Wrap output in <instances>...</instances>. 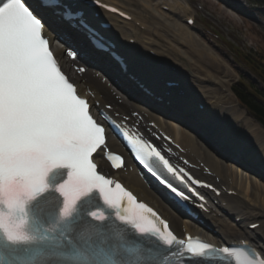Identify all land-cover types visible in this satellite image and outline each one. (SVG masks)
<instances>
[{"label": "bare ground", "instance_id": "1", "mask_svg": "<svg viewBox=\"0 0 264 264\" xmlns=\"http://www.w3.org/2000/svg\"><path fill=\"white\" fill-rule=\"evenodd\" d=\"M113 6H118L121 11L129 14L134 22L143 25V31L134 27L132 23H116V31L120 35L128 34L135 41V44L129 47V52L139 55L134 59L139 66L148 73L153 81H157L165 72L164 65L173 66L175 71L171 75L181 79L188 94H195L201 98L207 107L200 117L206 121L214 130L224 138H227L231 144L247 152L249 159L258 162L264 166V130L252 120L244 117L243 113L237 109L238 105L228 97L229 81L233 77L217 60L214 53L207 45L202 44L197 36L182 25V18L186 16L188 6L182 0H169L171 3L162 0L160 4L154 0H101ZM230 4L239 6V1L226 0ZM162 6L169 8V13L162 11ZM105 17L111 18L105 14ZM129 30L131 32H129ZM129 38V39H130ZM155 50L158 53L157 60H150L151 65L144 66L145 52ZM61 52H59V56ZM146 58H145V57ZM63 59V56L61 57ZM143 63V65H142ZM221 72H220V70ZM94 73H88L82 77H75L80 85L81 92L85 94L86 90H91L95 99L101 106H109L112 112H117L122 116L129 117L133 113H141L149 121H155L158 128L167 132L176 143L180 145V153L192 161H202L211 172L210 179L215 183H221L225 187L234 190L237 193V199L231 200L233 209L216 218V211L212 212V217L217 223L225 228L226 234L232 239L242 238L260 244L264 249V234L261 238H256L250 232L244 230L248 219L259 220L264 225V181L256 176L241 170L242 168L235 163L241 164V161L230 154V151L221 144H213V148L225 156L228 160L218 157L216 153L210 151L207 144L200 138L193 136L187 131V128L175 126L169 120H164L161 116L154 113L143 112L135 103L124 99L119 104L118 100H123L114 94L113 90L103 83L101 79L95 78ZM214 86V88H212ZM116 94H121L115 91ZM235 104V105H234ZM243 124L241 129L239 124ZM234 128V130H233ZM206 140L209 138L201 133ZM221 137V138H222ZM112 147V144L110 143ZM201 159V160H200ZM248 166V163H244ZM262 177L261 171L251 168ZM135 194L155 206L159 211L171 221L174 229L179 230L180 225L186 224L182 217L174 212L160 197L153 192L146 182L135 174L134 170L126 166L125 169L114 174ZM217 181V182H216ZM242 199V201H241ZM235 212V213H233ZM231 216H237L241 222L231 224ZM262 229L264 231V226ZM192 230H197L194 225L189 226Z\"/></svg>", "mask_w": 264, "mask_h": 264}, {"label": "snow or ice", "instance_id": "2", "mask_svg": "<svg viewBox=\"0 0 264 264\" xmlns=\"http://www.w3.org/2000/svg\"><path fill=\"white\" fill-rule=\"evenodd\" d=\"M92 3L113 13L118 11L101 0H92ZM41 6L58 9L66 22L88 27L84 9L64 0H43V4L41 0H3L0 3V136L4 145L8 148L21 141L43 149L83 145L81 155L71 167L98 181L105 199L110 195L107 189L115 188L119 195L140 204L136 194L123 182L112 181L104 174L105 149L108 147L106 131L92 114L94 105L82 94L80 85L65 72L51 47V34L39 14ZM97 47H102L99 41ZM68 55L75 59L73 52ZM77 71L83 73L84 69ZM101 134L103 142L99 143ZM144 148L163 159L154 144L144 145ZM107 160L113 169H122L125 165L119 154L109 153ZM138 163L144 169V165ZM144 170L152 174L151 169ZM187 179L192 185L212 187L190 173H187ZM160 182L176 195L191 197L196 194L195 187L193 191L184 192L167 180ZM140 207L146 206L140 204ZM164 223L170 230V223Z\"/></svg>", "mask_w": 264, "mask_h": 264}, {"label": "rangeland", "instance_id": "3", "mask_svg": "<svg viewBox=\"0 0 264 264\" xmlns=\"http://www.w3.org/2000/svg\"><path fill=\"white\" fill-rule=\"evenodd\" d=\"M200 2H203L202 4L205 9L209 11L206 12L204 16L209 18L211 24L213 22L214 28L218 30L222 28L227 29V34L223 32L219 33L220 39H223L224 43H217L218 50L212 49L206 43L204 44L214 53L217 60L224 65L225 69L233 75V77H231L232 81L230 86L234 85L237 78L243 79L242 82L244 84L248 82L252 83V79L244 70H239L238 65L228 61V55L227 53L225 54V47L229 48L226 44V42H229L232 43L234 47L238 48L239 51L253 54L256 61L264 60V15H256L252 9H248L247 12L253 13H248V17H241L234 12L231 13L225 10V8L215 2V0H200ZM197 39L199 38L197 37ZM240 125L241 128L244 127L242 123Z\"/></svg>", "mask_w": 264, "mask_h": 264}, {"label": "trees", "instance_id": "4", "mask_svg": "<svg viewBox=\"0 0 264 264\" xmlns=\"http://www.w3.org/2000/svg\"><path fill=\"white\" fill-rule=\"evenodd\" d=\"M242 95L243 94H240L241 99L246 103L249 111H251L255 119H257L259 122H261L264 125V108H262L256 102H254V100L246 98Z\"/></svg>", "mask_w": 264, "mask_h": 264}]
</instances>
